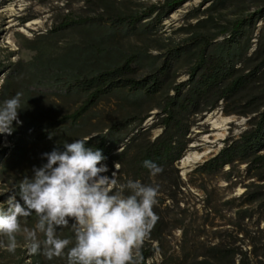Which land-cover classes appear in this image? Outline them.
Masks as SVG:
<instances>
[{
  "label": "trees",
  "instance_id": "trees-1",
  "mask_svg": "<svg viewBox=\"0 0 264 264\" xmlns=\"http://www.w3.org/2000/svg\"><path fill=\"white\" fill-rule=\"evenodd\" d=\"M117 1L87 0L98 6V15H67L52 27L49 33L78 31L82 43L75 50L56 56L38 52L31 61L9 68L0 85V107L22 93V123L14 122L8 135L14 147L2 173L14 179L19 197L20 181L47 162L43 153L55 147L63 151L65 141L91 138L86 147L102 151L109 177L118 164L120 184L139 180L159 186L154 207L158 221L142 247L141 264H149L156 253L160 264H264V26L255 46L251 41L257 22L251 14L215 34L191 32L169 47L158 44L161 53L151 55L148 44L126 49L118 42L154 41L163 18L182 0L135 11ZM210 19L197 27H206ZM259 19L264 21V10ZM179 65L187 67L181 82L176 81ZM1 70L6 71L0 65ZM111 98L118 101V111L104 116L97 107ZM216 109L248 118L247 128L227 138L215 156L184 177L178 161L189 148L191 129ZM154 111L156 121L143 127ZM145 160L162 166L163 172L152 176ZM219 178L228 186L241 184L243 193L214 197L217 188L209 181ZM20 219L34 229L38 218L33 213ZM176 231L181 238L173 243ZM57 234L74 241L70 228ZM42 252H28L30 264H67L66 256L48 260Z\"/></svg>",
  "mask_w": 264,
  "mask_h": 264
},
{
  "label": "clouds",
  "instance_id": "clouds-1",
  "mask_svg": "<svg viewBox=\"0 0 264 264\" xmlns=\"http://www.w3.org/2000/svg\"><path fill=\"white\" fill-rule=\"evenodd\" d=\"M21 99L22 93L17 92L3 102L0 134L11 135L13 123H22L18 119ZM90 139L65 141L63 151L55 147L43 153L47 162L33 167V175L18 185L20 200L12 191L0 203V236L6 239H0V249L14 254L17 236L23 234L29 254L43 248L48 260L66 256L67 264H141L142 247L158 221L154 207L159 186L139 180L120 184L118 164L111 177L104 175L109 171L103 163L106 157L101 150L86 147ZM143 164L152 176L163 172L151 160ZM33 213L38 218L35 228H22L20 218ZM65 228L71 229L74 241L58 236L57 230Z\"/></svg>",
  "mask_w": 264,
  "mask_h": 264
},
{
  "label": "rangeland",
  "instance_id": "rangeland-1",
  "mask_svg": "<svg viewBox=\"0 0 264 264\" xmlns=\"http://www.w3.org/2000/svg\"><path fill=\"white\" fill-rule=\"evenodd\" d=\"M169 0H119L118 6L127 10H139L151 5H163ZM182 0L181 5L163 18L161 30L158 31L154 41H139L132 38L119 40L118 44L123 48L131 46L144 47L149 45V53L158 55L161 53L155 46L165 44L171 46L181 42L189 36L191 32H206L215 34L222 26L231 25L233 21L249 17L251 14L256 19V30L251 42L255 46L256 36L264 26V21L259 19L260 13L264 10V0ZM100 11L95 3H88L87 0H0V65L6 71H0V85L7 76L10 67L18 62L27 63L36 54L42 53L45 56L61 55L64 52L75 50L76 46L82 43V36L76 30H63L59 33H49L54 25L58 26L69 15L72 18L89 17L98 15ZM211 18L206 27H197L203 19ZM216 24V25H215ZM220 35L216 40L222 39ZM147 42V43H146ZM142 47V48H143ZM37 48V49H33ZM187 67L179 65L176 69V81H184ZM97 110L104 116L113 115L118 111V101L116 99H106L99 104ZM155 111L145 120L143 127L150 126L156 120ZM246 117L238 115H225L220 109L207 113L203 119L198 120L197 125L191 129V143L188 150L178 163L183 175L192 171L205 159H209L218 152L224 145V141L233 136L237 137L247 128ZM159 130H154L157 134ZM13 143L7 134H0V203L7 200L12 191L17 190L13 178L4 175L1 167L4 161L13 151ZM209 153L202 160H185L191 155ZM244 166H241L243 169ZM109 169V168H108ZM110 170V169H109ZM109 172V171H108ZM108 172L104 175L108 176ZM115 172V171H114ZM211 187L216 186L214 197L224 196V199L238 197L244 187L241 184L228 186V182L222 178L209 181ZM210 187V188H211ZM16 188V189H14ZM10 190V191H8ZM8 191V192H7ZM194 194L203 198V192L193 189ZM17 200L20 198L17 196ZM224 201V200H223ZM202 208V203L199 204ZM223 207V212L227 211ZM23 227H27L22 225ZM29 228V227H27ZM31 230V228H29ZM181 233L176 231L172 238L173 243L180 240ZM0 239H5L0 236ZM18 247L14 254L0 249V264H30L26 241L23 234L17 236ZM6 242V239H5ZM161 256L156 253L149 260V264H160Z\"/></svg>",
  "mask_w": 264,
  "mask_h": 264
},
{
  "label": "bare ground",
  "instance_id": "bare-ground-1",
  "mask_svg": "<svg viewBox=\"0 0 264 264\" xmlns=\"http://www.w3.org/2000/svg\"><path fill=\"white\" fill-rule=\"evenodd\" d=\"M209 153V151H205V152H203V153H199V154H195V155H191L190 154V156L185 160V162H184V164H187L188 163V161L191 159H193V160H202V158L204 157V156H206L207 154Z\"/></svg>",
  "mask_w": 264,
  "mask_h": 264
},
{
  "label": "water",
  "instance_id": "water-1",
  "mask_svg": "<svg viewBox=\"0 0 264 264\" xmlns=\"http://www.w3.org/2000/svg\"><path fill=\"white\" fill-rule=\"evenodd\" d=\"M219 151H220V150H219ZM219 151H218V152H219ZM218 152H216V153H215L214 155H212L211 157L215 156ZM211 157H210V158H211ZM206 160H207V159H205L204 161H206ZM204 161H203V162H204ZM203 162H202V163H203ZM178 163H180V161H178ZM178 167H179V166H178ZM179 168H180V167H179ZM180 169H181V168H180ZM181 175H183L182 171H181ZM183 176H184V175H183ZM184 177H185V176H184Z\"/></svg>",
  "mask_w": 264,
  "mask_h": 264
}]
</instances>
